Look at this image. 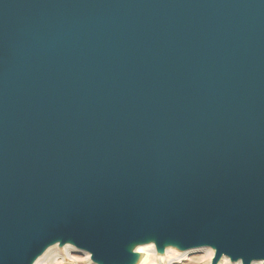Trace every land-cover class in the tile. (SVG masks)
<instances>
[{"label":"water","instance_id":"95a60500","mask_svg":"<svg viewBox=\"0 0 264 264\" xmlns=\"http://www.w3.org/2000/svg\"><path fill=\"white\" fill-rule=\"evenodd\" d=\"M149 235L264 260V0H0V264Z\"/></svg>","mask_w":264,"mask_h":264},{"label":"bare ground","instance_id":"6f19581e","mask_svg":"<svg viewBox=\"0 0 264 264\" xmlns=\"http://www.w3.org/2000/svg\"><path fill=\"white\" fill-rule=\"evenodd\" d=\"M126 249L130 257L122 264H179L186 257L197 252H204L210 257L209 264H225V261H230L231 264H240V262L242 264H262V261H264L253 260L250 263H245L242 259L233 260L226 255H222L219 260H216L217 251L214 247L203 246L201 248L188 249L180 243L169 239L159 243L152 235L132 242L127 245ZM138 249L142 251H138ZM73 253H82L89 264H103L102 261L94 260L90 252L78 248L71 240L62 241L61 239L46 245L42 252L33 258L30 264H54L57 262V258L66 261L68 258L73 259Z\"/></svg>","mask_w":264,"mask_h":264},{"label":"rangeland","instance_id":"374dc122","mask_svg":"<svg viewBox=\"0 0 264 264\" xmlns=\"http://www.w3.org/2000/svg\"><path fill=\"white\" fill-rule=\"evenodd\" d=\"M72 257L73 259L68 258L66 261L61 258H57V262L54 264H89L88 260L84 257V255H82V253H73ZM210 260V257H208L204 252H197L189 255L179 264H209Z\"/></svg>","mask_w":264,"mask_h":264},{"label":"snow or ice","instance_id":"6c2138e0","mask_svg":"<svg viewBox=\"0 0 264 264\" xmlns=\"http://www.w3.org/2000/svg\"><path fill=\"white\" fill-rule=\"evenodd\" d=\"M138 251H142V250L138 249ZM225 264H231V262L230 261H225ZM240 264H242V262H240ZM262 264H264V261H262Z\"/></svg>","mask_w":264,"mask_h":264}]
</instances>
